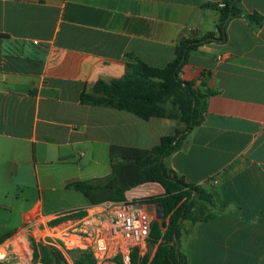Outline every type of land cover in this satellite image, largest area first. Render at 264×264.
<instances>
[{
	"label": "crops",
	"instance_id": "crops-1",
	"mask_svg": "<svg viewBox=\"0 0 264 264\" xmlns=\"http://www.w3.org/2000/svg\"><path fill=\"white\" fill-rule=\"evenodd\" d=\"M219 1L0 0V264H54L32 236L90 206L66 185L107 181L111 146L150 149L180 126L79 96L121 79L135 58L165 67L181 37H219ZM233 5L224 39L191 51L179 73L213 93L202 123L165 159L215 195L211 219L182 223L185 264H264V0Z\"/></svg>",
	"mask_w": 264,
	"mask_h": 264
},
{
	"label": "trees",
	"instance_id": "trees-1",
	"mask_svg": "<svg viewBox=\"0 0 264 264\" xmlns=\"http://www.w3.org/2000/svg\"><path fill=\"white\" fill-rule=\"evenodd\" d=\"M237 0H223L219 37L209 33L200 38L181 37L174 48V58L161 69L152 68L135 58L128 72L119 80L97 81L91 89L79 96L81 105L102 107L130 113L144 121L152 118L173 120L183 128L164 136L150 149L111 146L109 159L111 175L103 183L70 182L66 188L80 193L90 205L103 202H126V193L143 184H159L164 193L161 196L136 200L140 204L162 205L166 227L161 231L157 223L152 224L151 242L158 243L151 259L137 263L136 252L130 264H185L179 251V238L183 221L191 223L211 219L210 207L214 206L215 195L201 187L184 183L167 168L165 159L180 149L187 133L202 123L207 100L213 94L210 90L199 91L193 82L179 78L181 67L188 55L202 44L214 39L223 40V28L229 15L235 12L233 3ZM252 20L251 17H248ZM169 106V107H168ZM54 264H66L55 250L47 252ZM73 264H92L87 254L74 253ZM117 261V260H116ZM117 264H120L117 261Z\"/></svg>",
	"mask_w": 264,
	"mask_h": 264
},
{
	"label": "built area",
	"instance_id": "built-area-1",
	"mask_svg": "<svg viewBox=\"0 0 264 264\" xmlns=\"http://www.w3.org/2000/svg\"><path fill=\"white\" fill-rule=\"evenodd\" d=\"M217 6L224 8L223 0ZM155 215V204L127 200L103 202L90 205L75 218L62 215L63 219L32 238L39 239L42 245L49 246L63 258L77 252L89 255L92 264H103L111 259L130 264L135 251L140 263L144 258L149 261L153 254L149 243Z\"/></svg>",
	"mask_w": 264,
	"mask_h": 264
},
{
	"label": "rangeland",
	"instance_id": "rangeland-1",
	"mask_svg": "<svg viewBox=\"0 0 264 264\" xmlns=\"http://www.w3.org/2000/svg\"><path fill=\"white\" fill-rule=\"evenodd\" d=\"M169 107V106H168ZM179 124V123H178ZM180 126L177 128L178 130L182 129L183 126L182 124H179ZM151 185H158V187H161L159 184H155V183H148V184H143V185H140L136 188H133L131 190H129L126 195H127V198L130 200V201H136V200H142V199H148V198H154V197H158V196H161L163 193H164V190L162 192V194H157V191L155 188H149L148 186H151ZM137 191H142L143 193H138ZM166 220L165 219H159L157 218V215H155V218L153 219V223H157L158 224V227L162 230V222ZM155 242V241H154ZM151 247V245H150ZM157 247V245H156Z\"/></svg>",
	"mask_w": 264,
	"mask_h": 264
},
{
	"label": "water",
	"instance_id": "water-1",
	"mask_svg": "<svg viewBox=\"0 0 264 264\" xmlns=\"http://www.w3.org/2000/svg\"><path fill=\"white\" fill-rule=\"evenodd\" d=\"M155 209H156V215L157 218L162 219L163 218V211H162V205L160 203L155 204ZM162 227H166L165 221L162 222Z\"/></svg>",
	"mask_w": 264,
	"mask_h": 264
}]
</instances>
